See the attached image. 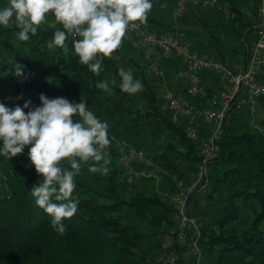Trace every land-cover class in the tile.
<instances>
[{
  "label": "trees",
  "instance_id": "1",
  "mask_svg": "<svg viewBox=\"0 0 264 264\" xmlns=\"http://www.w3.org/2000/svg\"><path fill=\"white\" fill-rule=\"evenodd\" d=\"M228 1L234 16L227 21L220 16L210 18L208 8L188 5L178 19L179 39L191 50L224 62L244 57L254 28L239 6ZM6 3L0 0V5ZM173 5L174 0H153L146 24L156 30L172 29ZM53 21L49 14L27 41L18 38L15 25L0 27V102L13 108L30 101V107H35L41 93L49 98L73 95L77 102L82 98L90 107L103 108L108 116H125L133 126L146 122L160 133L168 132L170 137L163 147L168 154H161L166 160L162 165L178 176H182L178 161L199 162L196 145L185 137L181 124H173L169 114L159 109L156 79L133 71L140 75L142 90L129 96L119 89L117 69H136L130 43L122 39L113 56L103 59V71L97 75L79 61L71 38L67 53L47 47L54 31L62 27ZM220 27L229 29L226 33L230 37ZM125 45L132 54L121 51ZM167 59L162 60L163 68L172 67ZM15 64L21 66V76L10 71ZM175 67L178 70L179 63ZM112 78L117 85L110 93L95 86L99 80ZM211 87L207 85L208 96L214 93ZM179 91H185L184 85L177 86L175 92ZM260 124L264 127V119ZM27 150L26 146L16 156H0V174L7 189L0 195V264H152L164 252L156 238L174 225L169 197L143 191L121 195L118 190L124 182L120 180V152L112 144L108 146L110 164L102 189L80 173L75 177L78 209L72 217L63 219L66 231L62 234L53 228L51 217L36 205L29 192L40 181L29 164ZM207 178L205 189H195L189 198L192 208L201 213L199 264H264V131L250 127L240 109L232 107L228 113L216 156L207 166ZM125 207L128 214L122 213ZM246 209L250 216L240 220V213ZM232 222L235 225L227 229ZM144 225L152 231L151 236L142 230ZM148 237L153 241L144 242ZM177 264H183L181 258Z\"/></svg>",
  "mask_w": 264,
  "mask_h": 264
},
{
  "label": "clouds",
  "instance_id": "2",
  "mask_svg": "<svg viewBox=\"0 0 264 264\" xmlns=\"http://www.w3.org/2000/svg\"><path fill=\"white\" fill-rule=\"evenodd\" d=\"M152 6L153 0H7L0 5V27L15 25L18 38L27 41L51 14L53 22L62 27L54 31L47 47L67 53L71 38L79 61L99 75L103 59L121 46L129 25L146 23ZM10 71L18 77L23 70L15 64ZM117 74L121 91L135 94L142 90V81L131 68L120 66ZM114 85L117 81L112 78L99 80L95 86L110 93ZM39 101L35 107L25 101L13 108L0 102V156H16L27 146L29 164L40 181L29 192L62 234L66 231L63 219L78 209L75 177L82 166L87 164L90 172L109 171V123L82 98L75 102L41 93Z\"/></svg>",
  "mask_w": 264,
  "mask_h": 264
},
{
  "label": "built area",
  "instance_id": "3",
  "mask_svg": "<svg viewBox=\"0 0 264 264\" xmlns=\"http://www.w3.org/2000/svg\"><path fill=\"white\" fill-rule=\"evenodd\" d=\"M188 5L220 9L227 17L234 16L228 0H174L172 29L156 30L137 22L129 25L123 37L134 50L136 69L156 79L159 109L169 114L173 124H181L185 137L195 143L200 157L190 185L170 169L165 172L175 187L169 196L174 225L159 235L164 252L152 264H177L178 258L185 264L186 257L191 258L192 264L200 263L201 222L194 215L189 198L195 189L204 190L207 185V166L216 156L217 142L228 123L231 108L245 113L250 127L264 131L253 119L259 109L264 110V0H252L248 6L239 7L251 21L254 37L246 45L245 56L233 66L228 61L197 53L179 39L178 19ZM165 57L179 63L180 88L184 85V92H175L177 85L166 83L162 66ZM204 78L211 81L212 96H208ZM124 148L118 160L120 180L122 175L130 173L154 180L160 178L153 170L154 162L142 149L128 143Z\"/></svg>",
  "mask_w": 264,
  "mask_h": 264
},
{
  "label": "rangeland",
  "instance_id": "4",
  "mask_svg": "<svg viewBox=\"0 0 264 264\" xmlns=\"http://www.w3.org/2000/svg\"><path fill=\"white\" fill-rule=\"evenodd\" d=\"M235 2L239 7H246L249 5V2L252 0H231ZM174 8V5L172 7V10ZM209 14L208 16L210 18H215L217 16H220L221 20L227 21V16L223 11L220 9L215 8H208L207 9ZM220 29H222L220 27ZM224 33L228 32L229 29H222ZM254 33V32H253ZM253 33L248 36V44H250L253 41ZM230 37V33H226ZM233 34H231V38L233 39ZM247 44V45H248ZM123 53H131V50L125 45L122 50ZM238 51H241V49H238ZM215 57L214 55H211ZM241 58V57H240ZM238 58H231L227 59L230 60L228 62L229 65L233 66L236 64V62L240 59ZM170 63L172 64V67L165 66L164 72H165V80L166 83L169 86H181V79L179 76V71L176 70V60L174 58H168ZM175 60V61H172ZM131 68L134 72L138 70L134 69V67H128ZM134 74L136 78L140 79L139 74ZM136 72V73H137ZM167 72V73H166ZM152 78V77H151ZM133 94H129L131 96ZM59 96L66 97L69 101H75L77 102L76 98L73 95H67V94H60ZM135 103V101H134ZM92 110L95 112L97 116H99L101 119L107 120L109 123V135L112 141V146L116 148L119 152L123 153L125 148L124 145L131 144V145H139L141 146V149L146 153H150L151 155L148 156L152 159L154 162V171L160 175V178L158 180H154L153 178H145V177H139L134 176V174H125L122 175V180L124 182L123 186H121L118 190V192L121 195H131L137 191H143L150 194H159L163 196H171L173 192L175 191V187L173 183L170 182L165 172L168 170V168H165L162 163L166 160L161 157L162 153L168 154L167 149L164 150V143L166 140H169L170 134L168 132L160 133L157 131V129L153 128L152 126L148 125L146 122H140L137 126L131 125V121H129L125 116H121L119 114H114V116H108L106 111L102 108H98L96 106L91 107ZM254 121L257 124H260V121L264 119V110L259 109L257 113L253 116ZM261 125V124H260ZM174 142V141H173ZM164 162V163H165ZM178 167L182 171V178L185 181L186 185H190L192 183V173L195 171L197 167V163H185L183 161H178ZM121 168V166H120ZM135 169V168H134ZM80 175H82L87 181H89L92 185H95L98 189H102L106 185V174H101L100 172H90L88 170V165L85 164L81 168ZM7 193L6 185H5V179L0 174V195H5ZM191 204V201H190ZM192 206V204H191ZM206 211L209 212V207L206 208ZM122 213H129V209L125 207L122 211ZM194 215L199 218L201 217V213L198 209H193ZM250 216L249 210H243L240 213V220L244 218H248ZM233 225H235V222H232L227 227L230 228ZM143 231L148 232L147 236H151L148 228L146 225L142 228ZM149 238V237H148ZM158 239V237L156 238ZM153 241L151 238L145 240L144 242ZM148 245V244H147ZM158 256V255H157ZM185 264H192V260L189 257L185 258Z\"/></svg>",
  "mask_w": 264,
  "mask_h": 264
},
{
  "label": "crops",
  "instance_id": "5",
  "mask_svg": "<svg viewBox=\"0 0 264 264\" xmlns=\"http://www.w3.org/2000/svg\"><path fill=\"white\" fill-rule=\"evenodd\" d=\"M253 37H254V35H253ZM204 79H205L206 84H211V81L208 78H204Z\"/></svg>",
  "mask_w": 264,
  "mask_h": 264
}]
</instances>
